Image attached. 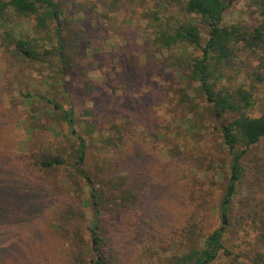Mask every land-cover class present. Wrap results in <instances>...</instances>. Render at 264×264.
<instances>
[{
  "label": "rangeland",
  "instance_id": "rangeland-1",
  "mask_svg": "<svg viewBox=\"0 0 264 264\" xmlns=\"http://www.w3.org/2000/svg\"><path fill=\"white\" fill-rule=\"evenodd\" d=\"M57 1L64 10L57 23L61 29L52 22L49 29L41 30L39 36L44 43L39 46L51 48L59 40L63 42L64 51L73 56L66 61L65 74L59 70L57 52L42 62H34L25 59L14 46L0 44V211L9 219L0 221V237L9 236L8 242L17 238L19 224L14 221L15 215L7 212L16 204L14 195L22 198L27 193L22 192L23 183L14 175L22 173L10 165V150L29 152L41 142L53 141L64 143L72 153L71 146L79 136L88 144L87 166L97 168V159L112 154L103 139L113 135L111 127L116 123L118 127L133 129V139L125 148L130 149L126 157L130 175L143 186L139 210L132 218L133 236L124 247L123 264H136L138 250L151 238L164 246L157 257L158 264H174V255H181L194 245L202 246L207 235L217 229L223 232V243L232 254L221 250L209 264H264V139L244 155V172L229 209L223 211L231 157L223 146L217 122L207 114V100L199 90L200 84L189 78L188 61L192 54L201 52L187 44L158 52L152 45L156 29L189 18L186 0ZM262 21L257 0L233 1L224 18L225 24H238L248 30ZM36 22L34 16L12 15L9 27L15 38L31 39L37 35ZM201 27L206 37V29ZM57 33H61L59 39ZM223 72L219 87L233 91L243 86L252 91L255 106L249 112L261 115L264 49L232 57ZM178 85L189 89L190 96H196L192 101L185 99L190 101L185 107L180 103V92L174 91ZM26 94H31L30 101ZM48 97L66 111L73 109L74 126L61 118L62 111L54 110ZM191 109L203 115L193 118L201 127L199 135L189 131V117L194 114ZM91 126L93 132L89 131ZM6 168L12 170L11 175ZM68 171L63 167L59 173L45 176V186L52 189L51 197L56 199V195L71 188L69 183L75 172L73 169L71 175ZM44 187L39 189L45 190ZM85 192L91 229L96 222L95 207L88 186ZM54 201L49 198L50 206ZM111 207L113 202H101L100 220ZM33 225L40 227L36 238L48 241L46 251L41 249L45 245L42 241L36 244L41 245V250L35 249V259L42 260L45 253L49 264H63L65 244L46 213L36 217ZM86 238L88 246L95 249L94 236L87 232ZM95 253H89L88 258L94 259ZM15 264L21 263L15 260Z\"/></svg>",
  "mask_w": 264,
  "mask_h": 264
},
{
  "label": "trees",
  "instance_id": "trees-1",
  "mask_svg": "<svg viewBox=\"0 0 264 264\" xmlns=\"http://www.w3.org/2000/svg\"><path fill=\"white\" fill-rule=\"evenodd\" d=\"M233 1L235 0H186L185 10L189 18L182 23L173 25L167 23L165 27L156 29L155 36L151 39L152 45L158 52L165 49L171 50L181 44H187L188 48L194 47L196 51L201 52L199 55L192 54L188 61L189 78L194 83L200 84L199 90L207 100V114L217 122L216 127L221 132L223 146L227 148L231 157V175L223 199L225 212L229 209L236 184L244 172L242 166L244 155L264 139V112L259 116H253L249 112L255 106L254 93L243 86L230 91L228 87H219L218 83L225 76L224 65L232 57L246 51L259 53L264 49V0H257L263 21L251 30L244 29L238 24L224 23L225 13ZM63 14L64 10L57 0H0V44L14 46L25 59L34 62H42L57 52L61 63L59 70L61 74H65L66 61L73 56H69L64 51L63 42L59 40L58 45H53L51 48L45 45H43L44 48L39 46L44 43L43 37L39 36L41 30L49 29L52 22L57 24ZM12 15L18 18L34 16L37 21L34 26V32L37 34L35 38H15L12 28L9 27ZM201 25L206 29V37ZM3 28H6L4 33ZM57 29L59 31L61 29L58 24ZM60 34L57 33L56 39H59ZM187 78L183 76L184 81ZM259 78L263 79L262 76ZM174 91L180 92V103L184 107L196 99V96H190L189 89L183 86L174 87ZM30 96L31 94H26L28 101L31 100L28 99ZM185 99L190 101L185 102ZM46 100L54 105V110L62 111L61 118L74 126L73 109L66 111L55 99L48 97ZM194 110L191 109L194 114L189 117V131L199 135L201 127L194 123L193 118H202L203 115ZM91 114L94 116L93 112ZM90 124L94 123H88ZM92 126L89 127L90 132L94 131ZM111 128L113 135L103 139V143L112 154L97 159V168L87 166V141L76 135V140L71 146L72 153L67 151L68 146L66 147L64 143L53 141L41 142L37 149L29 152H19L11 148L10 155H7L10 165L15 166L22 173L16 175L13 172L23 183L22 192L26 190L27 193L22 198L14 195L16 204L10 206L7 212L15 215L14 221L19 224V232L14 241L8 242L9 236L0 237L2 264H15V260L20 261L21 264L50 263L45 253L41 256L42 260L35 259L37 257L35 249L41 247L36 245L39 241L45 244L41 249L48 250L46 249L47 239L43 241L41 237L36 238L40 227L33 225L35 218L43 213H46L50 225L65 244L63 264H123L124 247L128 238L133 236L132 218L139 210L143 186L130 175V166L126 157L130 149L125 148L133 139L131 134L133 129L125 125L118 127L116 123ZM100 135L103 137L101 132ZM2 151L6 152L5 149ZM63 167L69 169L71 175L74 169L75 174L71 176L69 183L71 188L68 186L69 190L62 195H56L55 199V196L51 197V188L45 186L47 179L44 178L47 174L59 173ZM10 170L5 169L11 175L12 170ZM97 184L103 187L97 189ZM87 186L91 203L95 207L96 222L91 229L86 211V206L89 204L85 192ZM39 187H44L45 190ZM49 198L55 200L51 206L48 202ZM106 199L113 202L114 207L109 208L107 213L102 215L101 221L99 206ZM4 217V213L1 214L0 211V221L8 222L9 219ZM20 217L26 219L23 220ZM152 221L154 222L155 218ZM87 232L95 238V249L88 246ZM151 239L138 250L139 258L136 264H158L157 257L164 246ZM221 250L228 255L232 254L223 243V232L217 229L207 235L202 246L194 245L183 254L174 255L172 262L174 264H209L217 259ZM95 251V258L89 259L88 254H93ZM20 256L22 260L19 259ZM10 261L12 262L8 263Z\"/></svg>",
  "mask_w": 264,
  "mask_h": 264
},
{
  "label": "water",
  "instance_id": "water-1",
  "mask_svg": "<svg viewBox=\"0 0 264 264\" xmlns=\"http://www.w3.org/2000/svg\"><path fill=\"white\" fill-rule=\"evenodd\" d=\"M223 217L225 218V215H223ZM224 223H226V222L224 221ZM93 243H94V244L96 243L95 239H94Z\"/></svg>",
  "mask_w": 264,
  "mask_h": 264
}]
</instances>
